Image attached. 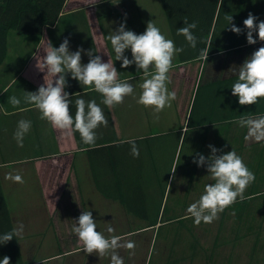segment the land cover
I'll use <instances>...</instances> for the list:
<instances>
[{
	"label": "crops",
	"instance_id": "0c3cea01",
	"mask_svg": "<svg viewBox=\"0 0 264 264\" xmlns=\"http://www.w3.org/2000/svg\"><path fill=\"white\" fill-rule=\"evenodd\" d=\"M161 4L160 0H65L57 23L44 27L35 47L29 50V46L24 44L21 48L23 50L19 52V47L14 45L18 44L20 38L13 36V46L10 49L8 47L7 57L0 64V187L11 230L22 224L23 236L0 244V250L5 252L15 241L22 264H71L70 256L82 252L83 246L72 232L82 211H91L97 225H101L102 218L99 216L103 214L120 223L125 220L135 222L134 218L138 220L140 224L137 227L119 236L147 228L156 230L163 224L158 222L152 227H145L136 217H129L117 201L103 197L95 184L110 191L118 180L124 189L127 188L126 184L141 182L140 196L143 199L159 200L162 197L161 214L167 198L170 199L169 213H177V197L198 199L204 186L213 182L207 172V165L198 167L196 164L194 170H188L193 166L192 160L189 155H184L179 167L181 181L177 185V167L172 172L177 165V130L185 123L196 86L221 78L234 79L238 67L254 51L264 46V42L257 40L254 45L246 43L243 21L248 14L238 11L231 14L229 9L226 10L219 40L221 43L232 41L228 45L232 47L208 55L207 60L196 58L178 62L177 54L169 72L170 83L167 84L170 92L175 91L176 99L156 119L151 107L146 108L137 103L141 94L139 86L143 82L142 71H137L135 64L122 68V61L115 60V52L108 37L121 23H125L126 30L142 34L147 23L152 21L166 38L173 40ZM235 6L240 7L238 2L234 3ZM252 14L257 17V21H264V15ZM226 15L233 17V23L243 30L241 34L229 30ZM65 38L69 39L71 52L80 48L84 50L82 64L88 63L86 53L91 50L103 62H113L119 72V79L128 81L134 88L133 95L125 97L123 104L109 109L101 103L99 93L81 86L77 80L72 79L70 73L66 74L68 87L65 91L72 99L70 111L73 116L77 98L85 101L95 99L108 119L107 127L96 129L97 140L94 145H85L78 132L68 134L53 129L47 121L40 119V112L24 100L26 92L37 91L44 84V78L51 79L45 76L46 71H40L37 67L38 60L45 54L48 41L58 48ZM125 56L132 59L130 49L125 50ZM150 71L154 69L150 68ZM233 84H228V96L224 97L229 108L240 105L230 90ZM12 96L20 100L18 106L9 102ZM238 118L229 119L221 127L207 129L204 156L207 158L211 155L208 145L220 149L221 154L234 149L255 174L259 166L255 153L264 149V143L248 142L244 138L241 143L240 137L246 135V129L231 122ZM22 119L31 121V128L20 146L14 134ZM184 132L188 136L187 149L197 150L194 142L196 132L183 127L181 134ZM218 134L228 138L215 142ZM123 140L136 142L138 158L131 154L129 144L121 143ZM170 161L171 174L166 184V166ZM191 173L193 180L188 178ZM9 174H19L24 182L16 183L7 179ZM255 181L249 186L255 184ZM108 203L112 206L111 210L100 212ZM183 213L187 214V211ZM7 232L0 210V235Z\"/></svg>",
	"mask_w": 264,
	"mask_h": 264
},
{
	"label": "clouds",
	"instance_id": "9594fccd",
	"mask_svg": "<svg viewBox=\"0 0 264 264\" xmlns=\"http://www.w3.org/2000/svg\"><path fill=\"white\" fill-rule=\"evenodd\" d=\"M225 20L230 25V31L237 35L242 33L243 30L233 23L231 15H226ZM183 23L186 26L178 28L176 34L183 36L188 45L195 49L197 37L193 30L198 24L196 21L189 23L187 17ZM243 25L247 29L246 39L249 45L257 43L253 33L257 34L259 41L264 42V21L257 23V17L250 12ZM108 39L114 49L115 60L122 61V68L135 64L137 71H142L143 82L139 86L141 94L137 103L146 108L151 107L155 118L158 119V114L165 107H171V102L176 99L175 91L170 92L167 84L170 83L169 72L173 67V60L177 54L184 51V48L177 47L172 39L166 38L152 21L147 23L142 34L126 30L125 23H121ZM129 49L132 59L125 56V50ZM82 52H84L82 48L71 52L68 38H65L58 48L53 47L48 41L45 54L38 60L37 67L40 71H46L45 76L51 79L44 78V84L35 92H26L24 100L34 106L41 114L40 119L47 121L53 129L68 134L78 132L85 145H94L97 140L96 129L100 126L107 127L108 119L95 99L85 101L83 98H77L73 116L70 111L72 99L65 91L68 87L66 74L70 73L72 79L77 80L81 86L99 93L102 97L101 103L109 109L123 104L125 97L133 95L134 88L128 81L119 79V72L113 62L110 60L103 62L101 57L93 55L91 50L86 53L89 57L88 63L82 64ZM208 52V48L202 49L201 57L207 60ZM150 68L154 71H150ZM237 75L238 79L231 86V90L232 95L238 97L241 106L255 105L264 99V46L259 47L245 59L238 67ZM9 102L13 106L20 104L16 96L10 97ZM231 122L246 129L245 141L264 143V115L241 116ZM30 128L31 121L22 119L18 122L14 138L20 146L23 145V138ZM121 143L129 144L131 154L135 158L139 157V149L134 140H123ZM208 147L211 149L210 156L206 158L202 154H197L193 161L198 167L207 165V172L213 181L204 186L199 199L187 208L186 218H192L196 225L201 222L211 224L238 198L241 201L246 199L244 193L255 181V174L249 170L234 149L218 155L220 149L213 145ZM176 167L177 165L174 166L173 173ZM6 178L16 183L24 182L19 174H9ZM168 186L170 189V185ZM114 231L111 226L107 228L110 234L108 236L97 231V224L91 211H82L72 227V232L83 246L81 249L83 252L88 255L96 254L100 258L110 257L111 264H124L118 250H130V253L134 254L135 243L112 234ZM22 236L23 225L20 224L10 232L0 235V244H6L14 237ZM0 264H10V257L4 256Z\"/></svg>",
	"mask_w": 264,
	"mask_h": 264
},
{
	"label": "trees",
	"instance_id": "16d2710c",
	"mask_svg": "<svg viewBox=\"0 0 264 264\" xmlns=\"http://www.w3.org/2000/svg\"><path fill=\"white\" fill-rule=\"evenodd\" d=\"M251 1L254 0H160L173 41L177 47L184 48V51L177 55V61L185 62L196 58L200 59L202 58L200 52L205 48L209 49L208 55L216 51L231 48L232 45H228L231 44L232 41H230V43H221L219 40L221 37V27L223 25V14L228 9L231 14H234L235 12L237 13V11L243 14L245 13L244 4H250ZM64 2L65 0H0V64L7 57L8 47L13 46V43H11L9 39L13 31L15 33L13 36L17 35L20 38L18 44L14 45L19 47V52L23 50L21 48H23L24 44L29 46V50L32 49L39 41L44 27H51L57 23ZM236 2L240 5L239 8L236 6L233 7ZM250 9L251 10L248 11V14L250 12H255L257 14L264 15V0H256V2L251 5ZM185 17H187L189 23L196 21L198 24L197 28L193 30V34L197 37V47L195 49L188 45L183 36H178L176 34V30L178 28L186 26L183 23ZM259 22L260 21H257V23ZM244 32V36L246 38L247 29L244 28ZM13 36L11 38L12 41ZM253 37L258 40L256 33H253ZM236 50L241 51L242 48H237ZM27 55L24 57H27ZM237 79L238 75L235 76L234 79L221 78L208 84H198L196 86L185 123L179 126L177 130V168L181 166L179 164L181 163L184 155H189L192 160L191 163L193 166L189 167L188 170L191 169L192 171L197 167L196 163L193 161L197 158V154H205L207 129L212 127H221L222 123L226 121L229 122V119L234 117H255L264 115V99H261L255 105H238L233 108H229L227 103L224 101V99L228 96V84H232V82L235 83ZM183 127H185V130L191 129L196 132V134H194V142L197 144V150L193 151L187 149L188 136H186V132H184L183 135L181 134V128ZM227 138L228 136L223 138L218 134L215 136V142H222ZM243 138L244 136L240 137L241 143L243 142ZM221 153L222 151L219 155ZM255 156H257V162L259 163V166L255 169V179L262 184L264 180V149L260 152H256ZM171 162L172 161H170L166 166V184L169 174H171ZM188 178L193 180V174L191 173ZM121 184L122 183H119L118 180V183L113 184V188H111L110 191L100 184L95 185L96 189L103 197L117 201L120 205H122V207H124L128 214H131L142 221L145 227H152L158 224V222L163 223L164 225L176 222L177 227L181 229L180 232L177 231V244L181 241V231L187 232V234L191 237V240H188L189 242L187 243L188 250L191 252L190 257L196 255L199 248H203L194 232V228L196 226L194 220L190 217L186 218L188 217V213H183V211L187 210L188 206L191 204L189 198L177 197V213H169L170 199L167 198L163 211L159 214L162 197L159 200L154 198L143 199L140 196L142 194L140 191L142 188L141 182L126 184V189H124ZM261 184L257 185V187H255V184L249 186L244 193L246 199L241 201L238 198L233 205L226 208L221 213L223 216H228L232 213L233 220L238 222L240 226L241 223L239 222L245 224L248 222L245 226V234H255L254 246H256L257 242H259V234L262 229L257 226L259 223L257 225H255L254 222L252 223L253 216H261L264 214V186ZM187 194L188 192L186 193V196ZM201 194H198L199 197ZM160 195H163V189L161 190ZM259 196L260 199L255 201V203L254 199ZM261 202H263L262 205ZM256 204L259 206H256ZM0 210L3 212L4 223L7 226L8 232H10L11 227L9 215L2 195L1 187ZM200 224H202V222ZM161 226H159L158 229ZM220 226H222V223ZM236 226L234 235L235 240L240 237L238 232L239 226ZM219 231H221V227L218 229L213 242V247H216L219 243ZM176 246L177 245L175 244L172 249H169V255L175 254V256H167L165 264H175L179 261L178 259L183 260L184 256L182 254H177ZM213 247L210 248L209 254L213 252ZM4 256L10 257V264H22L15 241L12 243V246H8L6 248L5 252L0 250V260H2ZM228 262H230L229 258L226 264H228Z\"/></svg>",
	"mask_w": 264,
	"mask_h": 264
},
{
	"label": "rangeland",
	"instance_id": "374dc122",
	"mask_svg": "<svg viewBox=\"0 0 264 264\" xmlns=\"http://www.w3.org/2000/svg\"><path fill=\"white\" fill-rule=\"evenodd\" d=\"M255 2L256 0L251 1L250 4H244L245 14H248V11L251 10V5ZM14 34L15 33L13 31L12 35L9 37L10 42H12L11 38ZM10 48L11 46H9V49ZM179 165H181V163ZM180 171L181 168L178 167L177 185L181 181L182 174H180ZM260 184L261 182H258L257 180L255 181V187ZM261 185L264 186V180ZM259 199L260 196L256 197L254 202L258 201ZM196 200L198 199H190L191 203L195 202ZM262 203L263 202H261V205ZM256 206L259 205L256 204ZM111 208L112 206L108 203L104 209L99 211L106 212V210L110 211ZM118 210L121 212V209ZM127 215L132 217V215ZM99 217L102 218V221L100 222L101 225H97V231L104 233L105 236L110 235L107 232V228L109 226L115 230L112 234L118 235L129 231L133 227H137L140 224L137 223L138 220L135 218V222L125 220L124 223H120L114 221V219L110 218L109 215L106 216V214H103ZM253 222L255 225L259 223L257 226L262 229L259 234V242H257L256 246H254L255 234H245V226L248 224V222L246 224L239 222L241 223L240 226L238 222L233 220L232 213H230L228 216H223L220 213L219 218L211 224H205L202 222V224L195 226L194 232L203 248H199L196 252L197 254L194 256L190 257L191 252L188 250L187 243L189 242L188 240H191V237L187 234V232L181 231V241L177 244V231L180 232L181 229L177 227L176 222H171L165 225L163 224L159 229L157 228L156 230L147 228L122 234L120 236L124 237L125 241L131 240L135 243L134 254H131L130 250L126 249H119L118 251L119 255L124 260V264H165L167 256H175V254L169 255V249H172L175 244L177 245V254H182L185 257H183V260L178 259L179 261H177L175 264H226L228 258L230 260L228 264H264V214L261 216L254 215L252 223ZM221 223L222 226H220ZM236 225L239 226L238 232L240 235L239 239L237 240L234 239L235 230L237 227ZM220 227L221 231H219V243L216 247H213L214 239ZM211 247H213V252L210 251L212 254H209ZM70 261H72L71 264H89L90 262L91 264H111L110 257L100 258L96 254L88 255L83 251L71 255Z\"/></svg>",
	"mask_w": 264,
	"mask_h": 264
}]
</instances>
